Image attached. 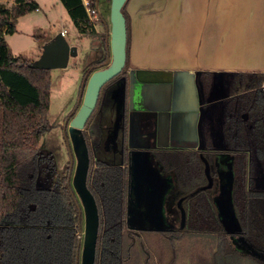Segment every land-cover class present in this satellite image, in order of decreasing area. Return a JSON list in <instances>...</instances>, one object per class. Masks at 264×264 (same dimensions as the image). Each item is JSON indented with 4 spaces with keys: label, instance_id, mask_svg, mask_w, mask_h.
<instances>
[{
    "label": "trees",
    "instance_id": "1",
    "mask_svg": "<svg viewBox=\"0 0 264 264\" xmlns=\"http://www.w3.org/2000/svg\"><path fill=\"white\" fill-rule=\"evenodd\" d=\"M13 1L10 9L0 4V264H79L81 243L77 237L82 214L70 185L72 168L58 169L52 153L43 151L40 144L51 130L50 71L33 69L31 62L14 56L5 39L17 32L21 17L38 10V4L34 0ZM103 1L109 15L110 0ZM59 2L80 34H98L82 0ZM126 24L128 28L127 20ZM101 36L105 43V34ZM104 62H96L94 68L104 67ZM125 68L126 64L121 74L105 85V100L112 101L110 92ZM90 74L84 73L80 94ZM255 76L251 84L253 126L247 133L235 124L230 130L237 141H245L244 147L233 151L232 207L241 236L256 251L264 252V190L250 188L248 179V152L260 159L264 170V75ZM98 100L83 130L89 152L87 187L99 215L94 264H148L146 255L141 257L134 245L135 239L141 242L140 234L127 226L125 151L116 156L101 152L105 119L99 110L102 97ZM156 156L166 170L173 172L179 197L185 198L181 204L183 230L161 232L168 240L186 243V249L180 248L178 254L191 264H264L238 251L218 218L213 204L215 189L207 188L205 160L210 161L212 153L163 150Z\"/></svg>",
    "mask_w": 264,
    "mask_h": 264
},
{
    "label": "crops",
    "instance_id": "2",
    "mask_svg": "<svg viewBox=\"0 0 264 264\" xmlns=\"http://www.w3.org/2000/svg\"><path fill=\"white\" fill-rule=\"evenodd\" d=\"M124 13L123 134L127 146L150 157L147 198H157L152 182L163 150L212 153L205 165L210 184L217 177V198L219 176L233 173V151L244 147L230 130L253 126L251 84L264 75V0H127ZM108 23H97L106 42ZM257 165L248 152L249 182L264 190V171L252 173ZM149 206L157 212V200Z\"/></svg>",
    "mask_w": 264,
    "mask_h": 264
},
{
    "label": "rangeland",
    "instance_id": "3",
    "mask_svg": "<svg viewBox=\"0 0 264 264\" xmlns=\"http://www.w3.org/2000/svg\"><path fill=\"white\" fill-rule=\"evenodd\" d=\"M34 1L38 4V10L32 11L21 17L16 25L17 32L13 35L6 36L5 39L9 50L14 56L23 57L31 63L35 62L40 57L43 50L42 48L59 33L61 34L63 30L66 31L64 37L68 43L77 47V55L69 58L66 68L50 70L52 86L50 90V110L48 117L51 130L45 133L40 140L43 151L47 149L52 153L55 159L53 162L56 163V167L58 169H64L70 165L72 168V176L75 159L71 152L68 124L72 115L76 113V109L78 108L76 104L79 100L80 86L84 73L90 70H92L90 72H93L94 70V68H92L94 64L92 66L86 65L87 59L89 58L90 46H100L98 47L99 51L101 50L105 53V50L100 45L101 41L104 43L101 36L102 28L100 24H95L97 35L87 36L80 34L59 0ZM0 4L10 9L14 5V1L0 0ZM99 9L103 17L108 21L109 15L103 0L99 2ZM104 58L105 54L102 59ZM68 115L70 116L68 117ZM71 160H73V165H71ZM157 164L160 169L155 173L152 185L155 186L158 195L156 199H146V203L149 204L150 202V204H153L157 200L159 220L152 219L149 215V219H147V217L146 219L149 225L159 228L151 232L149 230L139 232L141 242L135 239V248L138 249L141 257L143 254L146 255L148 264H191V262L185 259L186 257L178 254L180 248L186 249V243L168 240L161 234V232H167L172 228L175 229L182 224L183 214L181 210L183 209L180 206V199L178 198L180 196V191L178 187L173 186L175 180L174 174L171 173L172 175L169 176L166 173L167 170L161 167L159 160ZM251 167L253 168V166ZM262 169L263 168L259 165L254 166L252 173L257 171L259 175H263L264 170ZM151 170L154 171V168ZM167 176L169 179L166 180ZM250 188H254L253 183L252 185L250 184ZM219 195L220 196L217 198L213 196V204L226 233L231 237L233 245L238 251L247 253L264 261V252L256 251L241 236L240 230L236 225V220H234L235 213L233 207L229 204L232 191L223 188V192L220 191ZM166 214H170L169 217L171 220H167ZM83 227L84 221L82 215V233ZM174 249V256L175 252H177L176 261L172 262V251Z\"/></svg>",
    "mask_w": 264,
    "mask_h": 264
},
{
    "label": "water",
    "instance_id": "4",
    "mask_svg": "<svg viewBox=\"0 0 264 264\" xmlns=\"http://www.w3.org/2000/svg\"><path fill=\"white\" fill-rule=\"evenodd\" d=\"M127 0H110L109 7V31L106 42V59L104 67L94 70L89 75L85 88L79 96L80 105L76 113L68 124V133L71 143V152L75 159V166L72 176L70 175V185L78 199L80 213L83 215L84 227L78 235L81 243L79 252V264H94L95 252L99 228V215L94 196L87 187V175L89 169V152L86 140L83 135L86 122L94 111L101 88L110 80L121 74L126 61L127 28L126 19L123 14V6ZM40 57L31 64L33 69L53 70L66 68L70 57L77 55V47L68 43L62 34L55 36L47 45L42 48ZM92 60H88L89 65ZM115 87L110 92L112 106L117 114V127L112 133L114 138L113 148L118 146V132L123 121L125 107L126 80L124 76L117 79ZM199 92L201 90L199 88ZM115 136V137H114ZM123 144V140L120 141ZM69 145V143H68ZM123 151V146H118ZM71 155V153H70ZM127 156V226L132 229L158 230L159 227L148 224L150 218L159 220V209L153 211L152 207L146 203L147 190L150 185L149 170L152 169L150 157L145 148L132 146L128 143ZM73 165V160H71ZM220 190L227 188L232 191L233 173L221 175L218 180ZM210 187V181L207 188ZM222 194V193H221ZM185 198L180 200V203ZM151 200V199H150ZM183 220L184 212L183 210ZM147 217V219H146ZM236 220V218H234ZM156 221V222H157ZM183 222V221H182ZM236 225L238 223L236 221ZM240 230V229H239ZM161 231V230H160Z\"/></svg>",
    "mask_w": 264,
    "mask_h": 264
},
{
    "label": "flooded vegetation",
    "instance_id": "5",
    "mask_svg": "<svg viewBox=\"0 0 264 264\" xmlns=\"http://www.w3.org/2000/svg\"><path fill=\"white\" fill-rule=\"evenodd\" d=\"M100 45L105 50V53L102 52L101 50L99 51L98 47H100V46H98V47H97V45H93V46L91 45L90 46L89 58L87 60L90 59V60H92V62L89 64V66H92L96 62L102 60V57H103L104 54H105V58L104 59H106V41H105V43H102V41H101ZM92 68H94V66ZM97 69H100V68H97ZM97 69L94 68V70H97ZM90 71H92V70H90ZM105 85L101 88L100 93H99V98H98V99H100L102 97V100L100 101V104H99V106H100L99 110L101 112L100 116L102 118L104 117V119H105V120L103 119L104 121H103V123L101 125L102 131L104 132V138H103V143H102L103 144V146H102L103 149H101V152L103 153V155L106 154V152H108V154L112 153L113 156H116L118 154H122L123 153V151L121 152L120 149L118 148L119 145H120V147L122 145L123 146V150L125 151L124 154L126 155L128 146L124 142L125 140H124V134L123 133H124V129H125V127H124L125 124H124L123 121L121 122V129L118 132L120 134V135L118 134V138H119L118 146H117V148H113V145H114L115 141H114V138L112 137L113 136L112 133L115 132L114 129L117 127L118 121H117V114H116V112H115V110L113 109V106H112V101L109 102V101L105 100V96L107 94V91H104L105 88H106ZM122 140H123V144L120 143V141H122ZM157 160H158V158H157ZM159 163L161 164V167H163V165H162V163L160 161H159ZM125 164H126L125 166L127 168V161H126ZM163 169H164V167H163ZM166 173L172 175L171 173H173V172L167 170ZM174 183H175L174 185L176 186L175 180H174ZM210 187L215 189V191H214V195H215L216 190H217V177L213 179V182H212V184H210ZM127 188H128V186H127ZM178 198H180V197H178ZM180 199H182V198H180ZM182 202L180 203V206H181ZM169 215L170 214H166V216H167L166 218H167L168 221L170 219ZM183 228H184V220H183V222H182V224L180 226L176 227L175 229L174 228L170 229L169 231H167V233H176L177 231H182ZM132 230L134 232L138 233V234H139V232H144L143 231L144 229H142V228H140V229H132ZM152 231H154V230H152ZM229 241L231 242V244H233L232 241H231V237L230 236H229Z\"/></svg>",
    "mask_w": 264,
    "mask_h": 264
},
{
    "label": "built area",
    "instance_id": "6",
    "mask_svg": "<svg viewBox=\"0 0 264 264\" xmlns=\"http://www.w3.org/2000/svg\"><path fill=\"white\" fill-rule=\"evenodd\" d=\"M82 4L85 8L88 18L95 22L96 24L101 21V13L97 3H94L92 0H82ZM65 30L61 34L65 35ZM262 90H264V82L261 85Z\"/></svg>",
    "mask_w": 264,
    "mask_h": 264
}]
</instances>
